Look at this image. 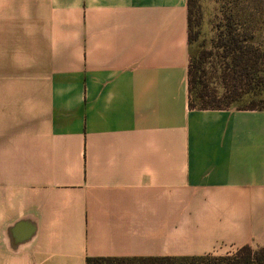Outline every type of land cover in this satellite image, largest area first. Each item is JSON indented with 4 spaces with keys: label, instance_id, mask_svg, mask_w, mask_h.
<instances>
[{
    "label": "crops",
    "instance_id": "crops-1",
    "mask_svg": "<svg viewBox=\"0 0 264 264\" xmlns=\"http://www.w3.org/2000/svg\"><path fill=\"white\" fill-rule=\"evenodd\" d=\"M189 0H0V264L264 246V110L193 109Z\"/></svg>",
    "mask_w": 264,
    "mask_h": 264
},
{
    "label": "trees",
    "instance_id": "trees-1",
    "mask_svg": "<svg viewBox=\"0 0 264 264\" xmlns=\"http://www.w3.org/2000/svg\"><path fill=\"white\" fill-rule=\"evenodd\" d=\"M193 0L188 10V91L193 109L264 110V45L253 41V33L238 31L234 15L227 14L213 47L192 51L200 31L194 26ZM218 52L221 57L219 82H206V60ZM87 264H264V246L245 245L232 254L184 256L88 257Z\"/></svg>",
    "mask_w": 264,
    "mask_h": 264
},
{
    "label": "rangeland",
    "instance_id": "rangeland-1",
    "mask_svg": "<svg viewBox=\"0 0 264 264\" xmlns=\"http://www.w3.org/2000/svg\"><path fill=\"white\" fill-rule=\"evenodd\" d=\"M192 8L194 26L200 31L192 46L194 53L213 47L227 14L234 15L238 31L253 33L254 43L264 45V0H193ZM206 65L205 80L212 88L219 82L221 57L218 52L206 60Z\"/></svg>",
    "mask_w": 264,
    "mask_h": 264
}]
</instances>
